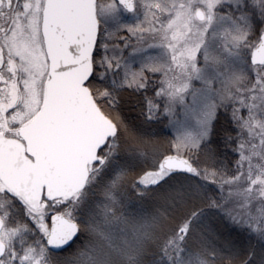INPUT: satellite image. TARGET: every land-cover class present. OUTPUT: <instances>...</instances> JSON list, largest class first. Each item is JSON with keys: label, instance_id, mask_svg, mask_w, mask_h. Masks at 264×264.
Instances as JSON below:
<instances>
[{"label": "snow or ice", "instance_id": "6c2138e0", "mask_svg": "<svg viewBox=\"0 0 264 264\" xmlns=\"http://www.w3.org/2000/svg\"><path fill=\"white\" fill-rule=\"evenodd\" d=\"M0 264H264V0H0Z\"/></svg>", "mask_w": 264, "mask_h": 264}]
</instances>
